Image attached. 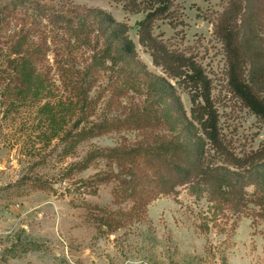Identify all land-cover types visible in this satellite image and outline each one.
Here are the masks:
<instances>
[{"label":"rangeland","instance_id":"374dc122","mask_svg":"<svg viewBox=\"0 0 264 264\" xmlns=\"http://www.w3.org/2000/svg\"><path fill=\"white\" fill-rule=\"evenodd\" d=\"M29 1L0 0V264H264V159L257 170L243 172L248 183L241 210L210 201L206 192L196 196L185 185L143 205L126 197L123 176L115 175L120 165L101 154L150 143L160 133L133 127L132 116L125 125L112 123L142 108L146 81L129 70L98 71L87 96L92 103L82 111L76 70L87 54L68 57L62 68L50 51L37 60L41 76L23 78L14 68L18 53L49 29L33 22L37 10ZM70 1L128 23L146 70L166 75L139 43L135 23L143 14L126 13L110 0ZM226 5L175 0V24L158 20L154 33L202 64L221 131L242 155L264 146V121L228 85L223 43L214 32ZM239 28L243 42L253 46L252 40L264 55V0H246ZM25 30L28 43L14 46ZM176 87L189 113L190 97ZM102 120L112 122L98 135L80 133Z\"/></svg>","mask_w":264,"mask_h":264},{"label":"trees","instance_id":"16d2710c","mask_svg":"<svg viewBox=\"0 0 264 264\" xmlns=\"http://www.w3.org/2000/svg\"><path fill=\"white\" fill-rule=\"evenodd\" d=\"M110 1L120 4L126 13L143 14L135 23L139 43L149 51L153 63L161 67L165 76L146 70L138 58L128 23L117 20L103 8L74 4L70 0L55 4L29 1L37 10L38 18L33 22H44L49 29L42 31L39 42L18 53L15 71L25 79L37 78L41 76L37 60H44L50 51L62 68L76 53L87 54L82 69L76 70L80 75L78 94L82 111L92 103L87 96L98 71L129 70L130 74L143 77L146 102L142 108L111 122L125 125L132 116L133 127L157 129L160 133L150 143L114 148L101 154L120 165L121 170L115 175L123 176L120 186L126 197L143 205L185 185L196 196L206 192L210 201L241 210L246 203L244 188L248 183L243 172L259 168L264 146L242 155L234 151L221 131L212 80L202 64L192 54L169 48L154 33L158 20L169 19L175 24V0ZM245 2L227 0L214 32L223 43L231 92L264 121V55L252 40L253 46L248 47L240 34L239 18ZM27 3L26 0L23 4ZM27 33L25 30L14 46L28 43ZM175 84L190 97L189 113ZM111 122L93 123L80 133L98 135ZM79 123L80 120L76 125Z\"/></svg>","mask_w":264,"mask_h":264}]
</instances>
